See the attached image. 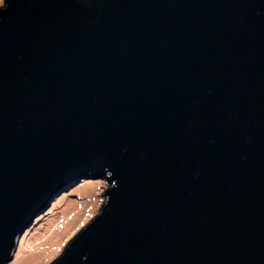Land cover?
<instances>
[{
  "label": "water",
  "instance_id": "95a60500",
  "mask_svg": "<svg viewBox=\"0 0 264 264\" xmlns=\"http://www.w3.org/2000/svg\"><path fill=\"white\" fill-rule=\"evenodd\" d=\"M96 179L48 264H264V0H3L0 264Z\"/></svg>",
  "mask_w": 264,
  "mask_h": 264
},
{
  "label": "rangeland",
  "instance_id": "374dc122",
  "mask_svg": "<svg viewBox=\"0 0 264 264\" xmlns=\"http://www.w3.org/2000/svg\"><path fill=\"white\" fill-rule=\"evenodd\" d=\"M106 187L101 179L82 180L56 196L19 238L9 264H48L54 260L98 212Z\"/></svg>",
  "mask_w": 264,
  "mask_h": 264
},
{
  "label": "trees",
  "instance_id": "16d2710c",
  "mask_svg": "<svg viewBox=\"0 0 264 264\" xmlns=\"http://www.w3.org/2000/svg\"><path fill=\"white\" fill-rule=\"evenodd\" d=\"M54 199H55V198H54ZM54 199H53V200H54ZM53 200H52V201H53ZM52 201H51V202H52ZM33 225H34V223L31 224V227H30V228H32ZM30 228H29V229H30ZM18 242H19V239H18ZM18 242H17V245H18Z\"/></svg>",
  "mask_w": 264,
  "mask_h": 264
},
{
  "label": "clouds",
  "instance_id": "9594fccd",
  "mask_svg": "<svg viewBox=\"0 0 264 264\" xmlns=\"http://www.w3.org/2000/svg\"><path fill=\"white\" fill-rule=\"evenodd\" d=\"M0 2H2V0H0Z\"/></svg>",
  "mask_w": 264,
  "mask_h": 264
}]
</instances>
